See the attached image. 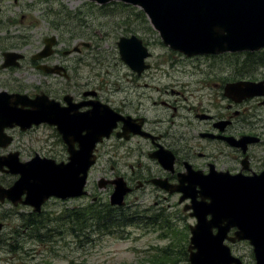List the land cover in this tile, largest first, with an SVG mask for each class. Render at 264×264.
Masks as SVG:
<instances>
[{
  "label": "rangeland",
  "instance_id": "rangeland-1",
  "mask_svg": "<svg viewBox=\"0 0 264 264\" xmlns=\"http://www.w3.org/2000/svg\"><path fill=\"white\" fill-rule=\"evenodd\" d=\"M1 5L0 63L2 53L7 51L23 54L27 58L20 61L22 68L18 71L5 70L1 73V91L31 95L34 87L40 86L45 77L30 65L29 59L42 50L45 38L56 36L60 52L53 61H67L71 68H75L79 59H85L78 72L85 85L94 82L96 87L99 82L106 81L107 87L103 89L109 93V89L115 88L113 83L119 82L121 90L112 95L117 99L133 101L136 109L151 119H161L160 130L164 133L172 121L179 124L189 116L193 125L178 127L172 123L169 129L176 132L178 127L181 135L187 136L193 134V128H198L190 140L180 145L190 143L197 150H204L207 156L216 157L224 169H237L228 154L230 148L209 143L197 136L198 131L208 126L206 122H199L194 114L206 110L213 115L219 111L225 113L227 100L219 97L221 90L215 86L223 84L222 79L242 75L253 81L264 80V52L188 58L165 46L144 12L130 5L104 7L87 0H5ZM133 34L143 39L153 54L148 60L151 68L142 76L121 60L117 45L121 37ZM86 42L93 47H83V54L74 51L75 47ZM66 50H71L70 57L62 55L61 52ZM246 58H249V63ZM205 81L207 86H202ZM147 84L150 87L146 88ZM172 90L180 94L173 95ZM139 99L145 100L141 106ZM154 100L171 102L172 106L178 107L177 115L181 118L173 117L175 111L171 107L161 103L154 105ZM188 108L192 109L191 113ZM234 110L241 112L234 125L239 133L255 130L264 138V106L254 101ZM8 132L15 141L7 148L0 147V156L16 151L20 152L21 161L31 159L36 153L52 156L49 151L54 148L49 146V140L52 141L48 140L49 129L42 127L28 132ZM255 152L259 157L255 164L263 167L264 145L256 147ZM108 158H102L92 168L87 184L88 196L69 200L51 199L40 214L33 213V208L29 206L0 203V222L3 223L0 230V264H159L157 261L163 256V251L172 253L175 261L165 259L162 264H190L189 255L185 257L183 253L188 254L190 226L195 225L196 220L184 211L179 195H170L148 186L129 197L128 202L136 206H129L130 210L124 208L120 215L124 219L121 223L126 222L127 226L108 231L99 228L93 221L87 225L81 223L79 211L89 207L94 198L98 205L110 201L112 191L98 187L102 177L111 176ZM139 161L147 164L145 157L132 159L131 164L137 166ZM128 171L131 170L128 168ZM18 177L0 172V184L10 187ZM32 222L36 226L31 228ZM230 245L234 255L245 264H255L253 247L248 242Z\"/></svg>",
  "mask_w": 264,
  "mask_h": 264
},
{
  "label": "water",
  "instance_id": "water-1",
  "mask_svg": "<svg viewBox=\"0 0 264 264\" xmlns=\"http://www.w3.org/2000/svg\"><path fill=\"white\" fill-rule=\"evenodd\" d=\"M89 1L100 5L117 1L141 8L159 32L163 43L188 57L264 49V0ZM55 43L56 37L46 39V48L38 58L51 55V48ZM118 45L123 61L135 72L141 74L150 67L146 64V59L151 54L140 38L135 35L130 38L123 37ZM19 58H22V55L6 54L7 63ZM45 70L54 72L46 68ZM236 93H239V99L233 96ZM226 95L238 101L264 96V81L228 84ZM0 98V147H7L12 142V138L5 134V129L14 128L15 124L27 130L33 124L39 125L50 120V114H57V120L64 121L59 110L50 112L45 106L20 109L19 104L30 106L31 101L25 95L10 96L5 92L0 94ZM97 104L96 108L85 116L69 118L68 123H55L60 125L59 129L63 133L79 132L81 135L79 149H75L73 142L69 141V163L56 164L53 160L40 157L21 162L18 153L0 157L1 171L20 176L10 188L0 185L1 202L8 199L15 206L22 203L33 206L35 212H41L42 206L51 197L66 200L87 194L85 187L89 170L96 162V145L105 136L108 137L113 128L109 117V113L113 111L107 105ZM8 105L13 107L11 112L6 109ZM83 131L86 134L83 135ZM252 139L254 142L258 140ZM228 140L236 142L231 137ZM249 142L251 139L245 136L238 143L247 145ZM160 161L165 163L166 159L160 158ZM186 177L187 175H183L184 180L181 182L182 185L188 182L187 187H174L160 180H155L154 183L170 193H183L181 203L187 199L192 200L191 205L184 209L192 210L190 216L197 219V224L190 228V264H244L240 258L233 255L226 243L236 244L243 241H248L253 247L255 264H264V172L254 176L232 175L229 172H211L209 175L192 172L189 173L188 179H185ZM113 183L116 188L112 194V204L123 206L125 196L131 189L123 178ZM105 186L102 181L100 187ZM23 196H26L25 199ZM199 197L201 200H198ZM2 228L3 224L0 223V230ZM233 230L234 236H230Z\"/></svg>",
  "mask_w": 264,
  "mask_h": 264
},
{
  "label": "flooded vegetation",
  "instance_id": "flooded-vegetation-1",
  "mask_svg": "<svg viewBox=\"0 0 264 264\" xmlns=\"http://www.w3.org/2000/svg\"><path fill=\"white\" fill-rule=\"evenodd\" d=\"M3 1L5 0H0V20L3 15V8L1 5ZM58 46L59 42L54 47L52 55L41 61L35 59V55L38 52L33 54L29 59L30 65L45 77V79L41 81V84H39L40 86H35L34 90H32V94L29 95L31 98L29 99L31 100L30 107L38 108L39 106H45V108L50 112L53 110H59L61 118L64 120L63 122L68 123L69 118H79L80 116H85L86 113L94 110L98 105L97 103L110 106L114 112L109 113L113 130L108 138L102 139V141L97 145L95 151V166L106 156L109 157L107 160L111 163V176L109 178L105 176L102 177L105 179L104 183L107 182L105 189L109 188L113 192L116 188V184L113 182L118 178H123L128 186L133 190L129 194L130 196L148 186L168 193L160 185L155 184L154 181L162 180L166 184H170L174 187H187L189 183L185 182L184 185H182L181 181L184 180L183 175H187L185 179H188L189 173L192 172H201L204 175H208L211 172H215L217 174L231 172L233 174L242 173L244 175L251 176L260 174L264 171V166H257V164H255V160L259 158L255 152L256 147L264 145V138L255 132V130L239 133L237 131V127L234 126L237 117L241 116L240 111L234 110L236 107H241L254 101H257L259 106H264V98L256 97L238 101L235 99H239V93L233 94L235 99H230L225 93V88L228 83H235L250 79L239 75L231 79H222L221 82H223V84L221 85L215 84V86H218L221 90L219 97L227 100L224 107L227 115L220 111L213 115L207 110L201 112L197 111L194 114V117L199 120V122H206L208 126L207 129L205 128L197 132V136L200 139L209 143H216L219 146H226L227 148H230L228 154L231 155V158L237 165V169H224L216 157L207 156L204 150H197L196 147L190 143H186L183 146L180 145L182 142L190 140L198 129L193 128L192 135H181L180 128L178 127L189 124L193 125V123L190 122L189 116L182 119L179 124L177 121H172L168 124L167 131L165 133L162 132L160 130L162 122L161 119H157V117L151 119L146 113H140V109H136L137 106L133 101H129L125 98L117 99L114 95H112L121 90V84L119 82H112L115 88L111 90L109 89V93L104 92L105 89H103V87H107L106 81L99 82V85L96 87L94 82H88L87 85H85L80 73H78L84 64L85 59H79L78 65L75 68H71L67 61H53L54 58L58 56V52H60V50L57 49ZM86 47L91 48L93 45L88 43ZM8 52L12 51L2 53L3 59L0 63V75L5 70L18 71L22 68V64L19 61L18 62L20 64H17L14 60L11 62L13 64L6 62L5 56ZM83 52V48L77 51V53L80 54H83ZM61 53L66 57H70L69 55L72 52L71 50H66ZM23 60H27L26 56ZM44 65L49 68H54L56 73L45 74L42 69ZM1 76H3V74ZM1 76L0 83L3 80V77L1 78ZM49 78L55 79L50 80ZM206 84L207 82L205 81L202 86H207ZM189 85H192V83ZM147 87H150V84H147L146 88ZM155 88L158 90L160 89L158 87ZM12 93L21 92L18 91ZM165 93H168V91H165ZM171 93L173 95L180 94V92L175 90H172ZM144 101L145 100L143 99H139V105H143L142 103ZM152 103L154 105L161 103L164 106L173 108L175 111V115L173 117L178 116V118H181V115H177L178 107L174 105L172 106L171 102L164 100L159 102L158 100H154ZM214 105L215 104L212 105L213 108H216ZM218 107L222 108L221 106ZM6 109L11 112L13 107L8 105L6 106ZM191 111L192 109L188 108V112L191 113ZM48 117L50 119L49 121L39 127H33V129L36 130L37 128L42 127L49 129L50 135H48V140L52 139V141L49 140V146L54 148L49 151V153L52 154L50 158H53L58 162L63 161L68 163L70 158L69 141H72L75 149H78L81 141V135L79 132H61L59 129L60 125L58 127L55 123L63 124V122H59L56 115L51 116L50 114ZM172 123L178 126L175 128L177 129L176 132L169 130ZM11 130L15 131L21 129L17 126ZM7 133L9 134L10 132ZM84 134H86L85 131H83V135ZM245 136L250 137L251 142L247 145L238 143ZM229 137H233L237 141L230 142L228 140ZM252 138H257L258 140L254 142ZM221 156L222 153L219 154V157ZM228 156L224 157L227 158ZM130 157L132 158L129 159ZM142 157L146 158L147 164H142L140 161L137 166L131 164L132 159L141 160ZM160 158L166 159V162L161 163ZM128 168L131 170L130 172L128 171ZM199 190V187H197V191ZM170 195H179L180 197L182 196V193ZM96 200L97 199L95 198L93 199L95 203H97ZM198 200H201V198L199 197Z\"/></svg>",
  "mask_w": 264,
  "mask_h": 264
},
{
  "label": "trees",
  "instance_id": "trees-1",
  "mask_svg": "<svg viewBox=\"0 0 264 264\" xmlns=\"http://www.w3.org/2000/svg\"><path fill=\"white\" fill-rule=\"evenodd\" d=\"M115 4H120V5H125L123 3L120 2H114V3H110L108 5H105L104 7H107L109 5H115ZM143 13V12H141ZM251 55V54H249ZM247 63L250 62L249 58H246L245 60ZM124 208H113L111 205L109 204H105V205H97L96 203L91 204L89 207L82 209L81 211H79V215L81 216L80 218L82 219L81 223L84 224H88L89 222L93 221L92 223H95L99 228L104 229V230H108V231H112L115 230L116 228H121V227H125L127 226L128 223H121V221H123L124 219L121 218V214L124 211ZM126 214V213H124ZM123 214V215H124ZM40 225V224H38ZM31 227H35L36 224L34 222H32L30 224ZM184 256L187 257L188 254L184 251ZM160 259H158L159 261H157L159 264H162L165 262V259L170 260L173 258V254L168 252V251H163L161 253ZM163 258V260H162ZM160 260H162L160 262ZM171 261H175L174 259H172Z\"/></svg>",
  "mask_w": 264,
  "mask_h": 264
},
{
  "label": "bare ground",
  "instance_id": "bare-ground-1",
  "mask_svg": "<svg viewBox=\"0 0 264 264\" xmlns=\"http://www.w3.org/2000/svg\"><path fill=\"white\" fill-rule=\"evenodd\" d=\"M2 109V108H1Z\"/></svg>",
  "mask_w": 264,
  "mask_h": 264
}]
</instances>
